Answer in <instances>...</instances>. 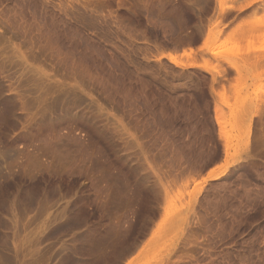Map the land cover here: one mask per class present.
Masks as SVG:
<instances>
[{
	"label": "rangeland",
	"instance_id": "1",
	"mask_svg": "<svg viewBox=\"0 0 264 264\" xmlns=\"http://www.w3.org/2000/svg\"><path fill=\"white\" fill-rule=\"evenodd\" d=\"M0 264H264V0H0Z\"/></svg>",
	"mask_w": 264,
	"mask_h": 264
},
{
	"label": "bare ground",
	"instance_id": "2",
	"mask_svg": "<svg viewBox=\"0 0 264 264\" xmlns=\"http://www.w3.org/2000/svg\"><path fill=\"white\" fill-rule=\"evenodd\" d=\"M170 57V59L173 61V62H176V59L175 58H173V57H171V56H169ZM215 117H216V120H217V123H218V125H220V117L218 116V114L216 113L215 114ZM226 146V145H225ZM234 162V161H233ZM232 162V163H233ZM231 163V164H232ZM226 164L227 165H225L223 168H222V166L220 167L221 169L219 170V171H216L215 173L212 171L211 173H208L205 177H203L202 179H201V181H199V182H197V184H203V183H205L208 179H211V178H216V176L218 177L219 175H222L228 168H229V166L231 165L229 162L227 163L226 162ZM232 166V165H231Z\"/></svg>",
	"mask_w": 264,
	"mask_h": 264
},
{
	"label": "crops",
	"instance_id": "3",
	"mask_svg": "<svg viewBox=\"0 0 264 264\" xmlns=\"http://www.w3.org/2000/svg\"><path fill=\"white\" fill-rule=\"evenodd\" d=\"M214 173L216 172V171H213ZM217 173V172H216Z\"/></svg>",
	"mask_w": 264,
	"mask_h": 264
}]
</instances>
